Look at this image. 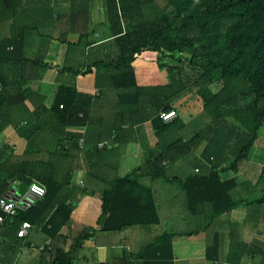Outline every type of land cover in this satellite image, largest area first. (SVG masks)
I'll use <instances>...</instances> for the list:
<instances>
[{
  "label": "trees",
  "instance_id": "trees-1",
  "mask_svg": "<svg viewBox=\"0 0 264 264\" xmlns=\"http://www.w3.org/2000/svg\"><path fill=\"white\" fill-rule=\"evenodd\" d=\"M54 1L0 0V136L8 127L18 128L28 121L34 122L37 130L34 136H24L28 146L22 154L8 146L0 150V199L15 182L27 187L38 182L47 190L46 196L30 211L0 224V264H91L81 263V253L87 241L98 240L99 231L95 226L100 232L109 233L130 225H146L145 212L149 228L162 224L156 193L143 183L147 173L152 181L170 180L167 175H161V171L194 156L204 142L208 143L204 155L210 158L214 147L221 143V140L214 142L212 136H216L220 122L226 119L238 123L250 136L234 162L222 170V173H238L264 127V0H107L106 28L111 36L100 40L99 51L91 55L90 50L96 43L91 38L98 33L95 29L89 30L93 0H79L80 4L76 5L78 0H75L69 14L58 16L53 9ZM227 22L230 28L226 27ZM70 34L80 35L78 43L68 41ZM50 56L58 60L62 57V65L54 67L48 62ZM184 59L201 71L193 83L185 79ZM145 63L149 70L148 87L140 84L137 72L138 66ZM53 68L58 69V81L53 102L49 104L50 99L31 85L42 82ZM162 71L167 73L166 83L162 81ZM8 76L12 82L6 80ZM66 76H71L72 82L65 81ZM106 89L117 92L121 114L128 108L136 115L148 113L158 146L202 115L209 116L211 124L186 141L180 139L165 150L149 151L143 164L131 173L119 172L114 178L115 184L103 197L98 220L92 226L79 209L81 200L78 198L87 194L80 188H70L72 175L84 170L87 160L99 162L104 157H113L116 151H109L108 140L100 138L93 150L87 151V136L69 133L67 128L73 124L74 117L76 126H96L91 119L97 116L101 97L93 96L92 91L102 93ZM172 110L178 118L170 124L164 123L160 112ZM139 122L144 120L135 121ZM122 126L110 128L116 142L124 132ZM227 133L234 135V132ZM81 139H85L83 148L79 143ZM101 143L103 148L99 147ZM227 151L226 147L215 155L221 159ZM214 178L220 181L217 169L206 177L197 174L178 181L186 190L188 210L195 215L198 205L205 201L191 194L195 187L204 185L216 195L220 187H225L226 195L236 187V181L232 180L218 183L215 188ZM241 203L230 197L225 201L220 195L211 198L212 210L205 212L210 214L204 219L205 225L201 215L187 232L155 237L144 249L148 255L138 254L128 264L139 261L148 264L151 259L156 260L153 264H174L172 240L204 231L208 233V260L223 263L227 238L237 239L220 232L217 224ZM245 203L248 216L244 226L252 222L258 224L257 214L264 213V194ZM132 213L137 217L128 221L126 217ZM152 218L154 220H150ZM25 221L34 227L28 240L18 237ZM65 227L70 230L69 237L60 234ZM239 227L233 226L231 231ZM258 233L260 235L261 231ZM47 241L52 243L50 250L40 252L31 248L34 242ZM167 244L170 247L166 248ZM246 260L251 264H264V243L256 240L248 243ZM244 264H248L247 261Z\"/></svg>",
  "mask_w": 264,
  "mask_h": 264
},
{
  "label": "crops",
  "instance_id": "crops-1",
  "mask_svg": "<svg viewBox=\"0 0 264 264\" xmlns=\"http://www.w3.org/2000/svg\"><path fill=\"white\" fill-rule=\"evenodd\" d=\"M63 14L68 13L65 12ZM107 23L108 22L101 24V27L102 25L104 26L102 28H99L101 31L102 29H104L106 30V32H108L105 37H102L101 32L97 31L98 33L96 34V36L98 39L91 38V41L96 43L94 44V46H92L91 50L89 49L90 54L89 50L87 51V58L89 57L88 54L91 55L92 53L99 51L101 43L98 44V42H100V40L111 36L109 34V28H106L105 25ZM93 27L94 26L89 25V30H96V28ZM79 37L80 35L78 34H70L68 37V41L71 44H76L79 41ZM53 50H56V46L53 47ZM50 58L52 57L50 56ZM56 60L58 63L53 64L52 62L53 66H61L62 63L59 62H62V57L59 59V61L58 59ZM89 60L87 59L88 62ZM55 70L58 72L57 68ZM137 72L138 77L141 79L140 84L147 85L146 87H148V82H143L138 69ZM15 77H17L16 79H19L18 75H15ZM54 78L55 77H53L52 80H49L48 77L45 78L42 82H35L31 85L32 88H35V90L38 91L39 94L46 96L50 99L48 102L49 104L53 102L54 93L56 92L57 88L58 78ZM6 80L12 82V78L9 76ZM64 80L72 82V77L66 76ZM83 84L86 85V81H83ZM1 89L2 88L0 86V91ZM92 94L97 98L101 97L99 101L100 103H98L97 106V116L91 119V122H96V126H76V118L74 117V119L72 120L73 124L67 128V131L73 134L86 135V141L88 146L85 147V150L87 151L91 149L95 144H98L99 138L101 139V141L103 139L108 140V142L106 143H109L111 145L109 146V151H116V154H114L113 157H104L99 162H92L91 160H87L85 162L86 168L82 171L74 172L72 175V184L70 185V188H80L87 194V196L85 197L78 198V200H81V205L79 206V209L83 213V217L87 218L86 221L90 224H93L92 226H94L96 225V220H98L100 214V206L102 199L106 196V192L110 190V188L113 187V185L115 184L114 178L118 176L117 174L119 172L124 171L126 175L131 173L134 169L143 164V158L146 159L148 151L154 148L158 150H165L169 145L173 144L174 142L180 139L186 141L190 139V137H192L193 135L183 133L186 131V128L180 132H177L165 138L163 140V143L158 146V139L155 135L153 126L150 122H148V113L142 112L136 115L137 113H135L132 109L128 108L124 109L125 111H123V113L125 114H121L119 97L117 95V92H115L114 90L106 89L102 93H99V91L97 90H93ZM128 103L132 104L129 101ZM138 120H144V122H139L136 124L135 121ZM121 124L123 125L121 131L124 132L119 134L117 138L118 141L116 142V136L113 132H110V128L119 127ZM130 124H132L133 126H130ZM36 133V124L31 121L24 122L18 128L10 126L0 136L3 142L2 147L8 146L11 148V150L15 151V153L22 154L28 146V141H26L24 136H31L32 134L34 136ZM44 142L45 140L43 139L42 144H44ZM48 145H51L49 141ZM223 145L225 146L223 147ZM207 146L208 143L204 142L197 150L194 156L179 160L173 166H169L167 171H161V175H167V179H170L168 181L162 178L152 181L148 178L147 173V177L146 179H144L143 183L145 186L152 187L156 193L157 207L160 211V216L162 219L161 225L149 228L147 224L148 214L145 212L143 213V218L144 222L146 221V225H142L141 223V225H130L127 229H124L122 231L115 230L109 233L100 232V228L95 226L96 229H98L99 231V238L98 240L96 238L90 239L85 243L84 251L83 253H81V263L89 262L91 264H98L104 262L110 263L117 261L121 264H128L129 260L134 259L135 257H137L138 254L148 255V253H144V249L148 245H151V242L156 239L155 237H159L166 233L179 234L182 232H187L189 231L187 230V226H189L190 229H193L189 224H193L195 218L200 217L201 215L202 222L205 225L207 221H204V219H207L210 216V214H207L205 212L212 210V206L210 204L211 198L214 199L218 195H220V197L225 201L226 197H230L231 200L239 203L243 201L238 208L234 209L230 214L220 219L217 224L218 230H220V232H223L227 236H233L237 239L234 241L233 238H227L228 240L225 245L223 263L208 260V233L206 231L191 237L174 238L171 242L173 250V262L174 264H244L247 261L248 264H251L249 260H246L247 244L250 243L252 240L264 243V233H262L264 230V213L261 211V213L259 212L257 214V216L259 217L258 224L254 225L255 222H252L251 224L244 226L248 216V206L245 202L251 201L246 198L247 192L252 191V188H257L258 185L264 182V165L263 172L258 179L259 184L253 186L251 180L249 181L250 175L248 173L247 167L244 168L241 166L240 171L238 173H222V170L229 167L230 164L228 165L220 161V158H217L215 154H219V151L222 152V150L225 151L226 143L221 141L219 146L214 147L215 151L213 154H211V156H213V159L211 156L210 158H206V156L204 155ZM2 147L0 148V150L2 149ZM85 153L88 154V152L86 151ZM226 153L227 152H224V154ZM192 158L195 159V161L199 159L206 160L207 164L211 167L210 171L207 174H202V171L197 166H194L193 162L189 161L192 160ZM171 169L172 172L169 173L168 170ZM213 169H217V171H219L220 177L219 182L214 178L213 187L216 188V184L218 183H226L232 180L236 181V187L230 192H227V195L224 194L225 187H220V193L217 192V195L214 191L211 192V189H205L204 185H201L200 188L195 187V190H192L193 192H191V194H196L197 196H201L205 199V201L202 202L203 204L198 205V213L195 215L194 212L192 213L188 210L186 190L182 188V186H180V183L178 181H186L188 180V178L193 177L197 174L199 176H209L212 173ZM173 179L177 181L169 182ZM27 188V185L20 182H15L6 195H8L13 190L21 194L24 193ZM222 189L223 191H221ZM263 189L264 187L262 185L260 191L263 192ZM248 194L250 195V192ZM108 217L109 215L106 216V218ZM136 217L137 215L132 213L128 214L126 219H128V221H131V219H134ZM150 220H154V218ZM233 226L240 227L235 228L233 231H231V229H233ZM259 230L262 233H260V235L258 233ZM60 234L64 237H69V228H63ZM45 243L37 244L34 242L33 244L44 245ZM167 246L169 245H165L166 248ZM51 247L52 243L50 249ZM151 260L152 261L148 262V264L156 263L155 259ZM135 264L144 263L143 261H139L135 262Z\"/></svg>",
  "mask_w": 264,
  "mask_h": 264
},
{
  "label": "rangeland",
  "instance_id": "rangeland-1",
  "mask_svg": "<svg viewBox=\"0 0 264 264\" xmlns=\"http://www.w3.org/2000/svg\"><path fill=\"white\" fill-rule=\"evenodd\" d=\"M74 1L75 0H55L53 2V9H54V12L56 13V16H58L59 14H63L65 12L69 14V10L73 9L72 3ZM76 4H80V1L78 0L75 3V5ZM90 16L91 18L89 21V25L94 26L93 28H96L98 32H101L102 37H105L108 32H106V30L104 29H102L101 31L99 28H102L104 26L102 25L101 27V24L108 22L109 14H108V8H107V0L91 1L90 2ZM226 27L230 28L231 24H228L227 22ZM109 32L111 33V31ZM95 39H98V38L95 37ZM51 57L52 58L48 59V61H50L49 63H52V62L53 64L58 63L55 56H51ZM182 64L184 68V76H185L186 81L189 83H193L197 81L201 74V71L192 67L188 59L186 60L184 59ZM138 71H139V74L141 75L143 82L144 83L149 82L148 81L149 78L147 77V74L149 73L148 65L145 64L143 66H139ZM160 73H161L163 83H166L167 82L166 71H162ZM57 75H58V72L55 69H53L48 73L46 78L49 77V80H52L53 77L57 78ZM210 124H211L210 117L207 115H202L200 116V118L198 117V119L196 118L192 123H190L186 131L183 133L194 135L197 131L200 132L202 129H204L206 126H209ZM219 130L220 131L216 133V136L215 134H213L212 140H214V142L221 140L224 143H226V147L228 151L225 155L221 157L220 161L229 165L234 162L239 150L248 143L250 139L249 132L245 128L241 127L238 123L232 122L230 119L228 120L226 119L220 122ZM229 131L232 133L234 132V135H231V134L228 135L227 132ZM2 145H3V142H2V139L0 138V148L2 147ZM150 151L157 152L158 149L154 148ZM189 161L193 162V165L197 166L202 171V174H207L210 171L211 167L207 164L206 160L199 159L195 161V159L192 158V160H189ZM263 165H264V127L259 132V139L257 143L255 144L254 148L252 149L249 159L247 161H244L241 165L244 168L247 167L248 173L250 175L249 181L251 180L253 186H255L256 184H259L258 179L263 172ZM168 172L171 173L172 169L168 170ZM1 178L2 176L0 175V180H2ZM262 185L264 187V182L258 185L257 188H252V191H248L246 198L249 200H255L261 197L264 194V192L260 191ZM249 192H250V195L248 194ZM189 225L194 226V224L192 223H190ZM189 229L190 227L187 226V230Z\"/></svg>",
  "mask_w": 264,
  "mask_h": 264
},
{
  "label": "built area",
  "instance_id": "built-area-1",
  "mask_svg": "<svg viewBox=\"0 0 264 264\" xmlns=\"http://www.w3.org/2000/svg\"><path fill=\"white\" fill-rule=\"evenodd\" d=\"M63 108V107H61ZM178 118V114L175 110L161 111L160 119L170 124ZM84 139L80 140V147L83 148ZM100 148L104 147V144L99 145ZM47 194L45 186L38 182H33L24 193H17L13 190L8 195L0 199V224H4L7 219L13 218L21 213H27L30 211L40 200H42ZM33 225L25 221L19 228L18 237L20 239L27 240L33 230ZM51 241H47L44 245L31 244V248L44 252L50 249ZM219 264V263H215Z\"/></svg>",
  "mask_w": 264,
  "mask_h": 264
}]
</instances>
